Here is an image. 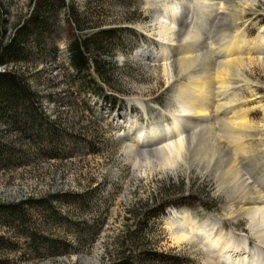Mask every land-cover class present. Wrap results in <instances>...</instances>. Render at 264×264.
Segmentation results:
<instances>
[{"label": "rangeland", "instance_id": "rangeland-1", "mask_svg": "<svg viewBox=\"0 0 264 264\" xmlns=\"http://www.w3.org/2000/svg\"><path fill=\"white\" fill-rule=\"evenodd\" d=\"M0 1L7 35L28 0ZM72 2L89 9L88 19L133 30L111 39V78L100 93L115 99L93 94L89 77L76 82L62 14H50L42 49L29 41L26 61L5 66L21 72L35 100L13 128L0 117V204L29 198L22 224L0 212V264H103L133 227L128 209L159 204L163 185L176 203L149 222L145 247L158 256L148 264H226V254L243 251L245 264H264L253 214L238 215L230 194L264 187V0ZM227 43L226 70L215 62ZM191 58L192 70L179 71ZM192 82L209 92L207 118L197 123L179 103ZM185 215V224H170ZM204 222L221 232L220 245L203 231L178 237ZM43 237L67 245L53 248ZM245 239L246 250L241 242L224 247Z\"/></svg>", "mask_w": 264, "mask_h": 264}, {"label": "trees", "instance_id": "trees-1", "mask_svg": "<svg viewBox=\"0 0 264 264\" xmlns=\"http://www.w3.org/2000/svg\"><path fill=\"white\" fill-rule=\"evenodd\" d=\"M29 11L24 16H18L10 24L7 35L5 33V19L1 13H6V8L0 1V117L8 127L13 128L20 117L27 118V112H32L35 94L31 91L21 72L5 69V66L15 65L26 61L30 54L27 43L33 42L37 50L42 49V39L45 31L50 28V14L53 12V20L58 14H62V24L66 30V51L68 62L76 77V82L83 84L84 77H89L90 83L95 86L91 89L96 96L107 85L113 63L108 59L111 56V39L117 31H131L128 27L108 25L101 20L88 19L91 16L89 9L77 8L72 0H28ZM93 12V11H92ZM92 73V74H90ZM102 99L113 103L115 97L111 94L100 93ZM161 188V187H160ZM169 185L162 186L161 190L165 199L159 204L153 202L141 203L140 206L128 209L129 216L133 220V227L127 232L120 242V252L103 264H148L155 260L158 254L145 247L149 222L153 217L163 211L166 205L174 204V200H168ZM187 196L185 198L188 197ZM184 197V195H183ZM29 198L0 204V212L12 222L22 224L24 213L22 205ZM32 240V238H30ZM53 248L66 246L64 240L42 238V242ZM133 249L136 251L134 253ZM162 256L161 254L159 255Z\"/></svg>", "mask_w": 264, "mask_h": 264}, {"label": "bare ground", "instance_id": "bare-ground-1", "mask_svg": "<svg viewBox=\"0 0 264 264\" xmlns=\"http://www.w3.org/2000/svg\"><path fill=\"white\" fill-rule=\"evenodd\" d=\"M202 2H204V0H199V3H202ZM168 3H169V1L167 3H165V6ZM212 3H214V2H211V4ZM211 4H210V6H212ZM233 47H234V45L232 43L231 44L227 43L226 45H224L223 49L221 48V52H217L216 56L219 59H217L215 62L216 67L221 66V69H226V70H227V68H231V65H233V62H229V59H227L225 56H226V53L229 50H231ZM195 60H196V58L182 60L179 64V68H178L179 71L182 70V71L188 72L189 70H192V68L194 66L193 62ZM206 65H207V63H206ZM206 65H205V67L204 66L201 67V69L206 71ZM216 67H215V69H216ZM203 70H201V71H203ZM197 75L198 74H196L195 76H197ZM190 84H193L194 88L189 87ZM190 84H188L186 86L183 85L184 87H181L183 99L181 98L179 103H180V106H182V108H183V113H184L183 116L184 117L186 116V118H184V119H188V120H191L193 123H197L198 121L204 119L207 116L208 107L206 110L205 104H206V102H208L207 100L209 99V95H208L209 92H208L207 84H205V83L201 84L199 82H196V83L192 82ZM188 87L190 89H188ZM180 122H181V119H175L174 118V126L175 127H177ZM227 130H229V129H227ZM150 132L155 133L153 130H151ZM229 132H230V130H229ZM142 133H143V131H139L138 135L142 136ZM146 133H149V132H146ZM179 144L180 145L182 144L181 140L179 141L178 145ZM227 173H229V172H226L225 174H227ZM230 173H232V172H230ZM233 176H235V175H233ZM241 190L242 191H240V192L235 191V192L230 193L231 198L237 200L236 201V203H237L236 212L238 215H240V214H253L252 216L255 220L254 221L256 223L255 225L258 228L257 229V236L259 238H261L262 241H264V187H261V189L259 191L256 189H253L252 187H246V188L241 189ZM255 215L257 216V218L255 217ZM188 219H189V217L187 215H185L183 217L176 216L170 220V224H174V225H178V226L181 224L183 225L188 221ZM201 231H203V236H204L206 241L210 242L211 244L220 245V243H221V232L216 231V230L214 231L213 227L207 228V224L205 222L200 223L198 226H196V225L190 226L189 225L188 229L180 230L177 233H179V235H178L179 238L192 239V237H195V235ZM228 241L225 242L226 245L221 244V246L224 245V247H227V246L232 245V246H235L233 249L237 250L238 243L241 242L243 245V248L245 250L247 249L246 239L245 240H238L237 244H235L236 242L233 243V241L231 244V243H228ZM243 252L239 253L238 257L237 256L232 257V254H230V253L226 254V257H227L226 262L228 261V263H226V264H229L230 262H232V264H245L244 262H242Z\"/></svg>", "mask_w": 264, "mask_h": 264}]
</instances>
